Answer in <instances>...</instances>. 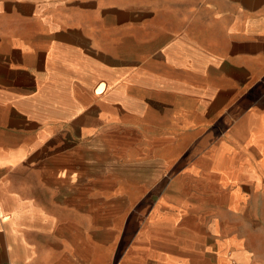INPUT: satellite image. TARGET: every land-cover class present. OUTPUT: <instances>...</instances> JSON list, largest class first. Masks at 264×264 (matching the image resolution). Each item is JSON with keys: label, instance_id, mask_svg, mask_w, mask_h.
Segmentation results:
<instances>
[{"label": "crops", "instance_id": "0c3cea01", "mask_svg": "<svg viewBox=\"0 0 264 264\" xmlns=\"http://www.w3.org/2000/svg\"><path fill=\"white\" fill-rule=\"evenodd\" d=\"M0 264H264V0H0Z\"/></svg>", "mask_w": 264, "mask_h": 264}]
</instances>
